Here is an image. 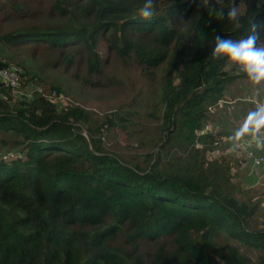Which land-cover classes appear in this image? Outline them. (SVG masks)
Here are the masks:
<instances>
[{"label":"trees","instance_id":"16d2710c","mask_svg":"<svg viewBox=\"0 0 264 264\" xmlns=\"http://www.w3.org/2000/svg\"><path fill=\"white\" fill-rule=\"evenodd\" d=\"M237 2L239 27L227 19L232 0H154L151 20L138 14L144 0H0V61L21 67L22 85L49 90L24 47L60 51L53 65L85 68L89 84L112 58L169 67L162 109L124 115L141 121L130 139L158 133L143 162L106 149L112 117L40 91L15 100L0 83V145L20 151L0 159V264H251L244 249L262 252L264 264V226H249L256 207L238 196L234 160L208 157L218 137L201 132L233 78L227 58L211 55L215 37L239 39L251 17L264 22V0Z\"/></svg>","mask_w":264,"mask_h":264},{"label":"rangeland","instance_id":"374dc122","mask_svg":"<svg viewBox=\"0 0 264 264\" xmlns=\"http://www.w3.org/2000/svg\"><path fill=\"white\" fill-rule=\"evenodd\" d=\"M219 1L221 0H204L205 3ZM239 7L243 10V3H240ZM16 26L15 24H9L7 29H12ZM0 32L3 31L0 30ZM20 49H23L19 52L23 57L36 61V64L33 63V65L27 66L33 67L35 75L42 78L45 83V88L49 89L46 91L42 87H39L41 90L49 94L52 90H55L53 85L60 88V92L55 90V97H50V99L55 101L54 103H57L59 106L79 103V105L92 111L93 117L95 118H103L106 116L113 118L116 125L110 128L106 140L103 141L106 149H110V153H112V151H120L128 155L129 159L137 160L138 158L143 162L147 152L152 151L153 147L154 150H156L155 144L157 142L158 133L154 131L153 133L145 134L141 140L130 139L133 135L135 126L141 121L137 118L127 120L124 118V115L127 116L128 113L132 112L129 108H132L133 111L136 112L134 113L140 114L141 117H143V114L146 112H159L162 109V80L165 70L169 69L168 65H164L165 62H162L158 69H140L130 61L121 62L112 58L109 64L104 66L102 75L93 76L94 78H92V80H96L98 79L97 77H99V82L89 84L85 80V68L77 72V70H68L64 68L65 65H53L54 62H58L60 51L53 50L47 46L24 47ZM99 54L101 55V59H103V52L101 51ZM225 65L233 64L227 61ZM178 69H180V65L176 66L174 72L177 73ZM139 77L140 80L138 81ZM10 93L13 99L16 100L19 98L12 92ZM133 96L135 102L129 107L125 103ZM219 107L218 103V105L207 107V110L208 112L216 111ZM113 113H119V116L122 117V119H120L121 122L114 119ZM208 120L211 121L209 117ZM208 120H203L204 123L201 132L205 129L209 130V128L206 127L208 125L206 123H209ZM146 124L151 130H154L156 121L152 119L147 121ZM84 125L87 127L86 124ZM216 139L218 141L217 148H215L216 146L213 144V147L207 151L208 157H215L220 152L225 153L223 149L217 151L220 145V139ZM123 144L128 145V148H123L121 150L120 147ZM3 147L4 146L0 145V152L7 151L6 148ZM213 149L216 150L212 152ZM238 149L242 148L239 147ZM238 149L236 150L238 156H247V154ZM227 156L229 155L227 154ZM250 164L249 172H253L259 176V181L255 184L249 185L251 182L248 177L249 172H247V167L244 177L239 176L236 178L238 170L235 165L232 166L231 171L235 184L245 191L243 194L238 193V196H241L242 199H249L250 203L256 207V213L251 219L249 226L262 227L264 226V170L262 173H258V171L254 172L253 168L257 167V165H254L252 160H250ZM244 252L250 257L251 264H261L260 260L263 259L261 257L262 252L254 249H244Z\"/></svg>","mask_w":264,"mask_h":264},{"label":"crops","instance_id":"0c3cea01","mask_svg":"<svg viewBox=\"0 0 264 264\" xmlns=\"http://www.w3.org/2000/svg\"><path fill=\"white\" fill-rule=\"evenodd\" d=\"M225 69L233 75V78L228 88L225 89L217 112H208L206 119L208 120L209 117L212 122L208 120L209 123H206L208 124L206 127L209 128V132L217 134L218 139H220L217 151L223 149L226 155L228 154L233 160L235 159L233 163L237 166V178L239 176L244 177L247 168V172H249L251 159L248 156L237 155L236 150L238 148L234 147V140L243 142L244 146L238 150L245 154H247V149H251L256 153H264V128H261L258 132L251 129L245 131L248 113L264 105V82L254 84L239 66L226 65ZM263 170L264 165L253 168V171H258V173H262ZM248 177L251 182L249 185L259 181V176L253 172H249Z\"/></svg>","mask_w":264,"mask_h":264},{"label":"clouds","instance_id":"9594fccd","mask_svg":"<svg viewBox=\"0 0 264 264\" xmlns=\"http://www.w3.org/2000/svg\"><path fill=\"white\" fill-rule=\"evenodd\" d=\"M138 14L144 20H151L154 15V0H144L139 8ZM227 19L234 22L236 27L240 26V17L246 13L238 6L237 0H232V4L227 11ZM225 13L220 12V19H224ZM249 32L239 39H222L215 37V48L211 55L213 57H226L233 65L239 66L244 74L254 84L264 82V39L257 29H264V22L257 23L255 17L249 19ZM264 128V105L259 106L255 111L249 112L245 131L249 129L258 132ZM202 132H209L204 130ZM214 150V149H213Z\"/></svg>","mask_w":264,"mask_h":264},{"label":"built area","instance_id":"2783aa9c","mask_svg":"<svg viewBox=\"0 0 264 264\" xmlns=\"http://www.w3.org/2000/svg\"><path fill=\"white\" fill-rule=\"evenodd\" d=\"M22 69L20 66L14 63H9L7 65L1 64L0 61V83L5 87H8L10 92H12L16 97L22 99H29L31 98L34 91H40L43 96L50 98L55 97V90H52L49 94L45 93V91L41 90L39 87L33 84H24L23 83V76H22ZM234 147L239 148L244 146L243 142L238 140H234ZM215 146H217L218 141L215 140L213 142ZM215 150H212L214 152ZM247 156L252 160V163L257 166L264 165V153H256L251 149L246 150ZM20 151L19 150H8L5 152H0V159L8 160L14 157H19Z\"/></svg>","mask_w":264,"mask_h":264}]
</instances>
